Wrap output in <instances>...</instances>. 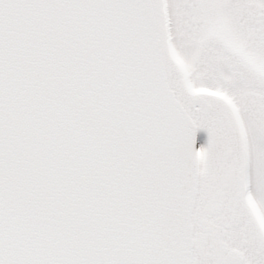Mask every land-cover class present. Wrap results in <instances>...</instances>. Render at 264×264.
<instances>
[{
  "label": "snow or ice",
  "instance_id": "6c2138e0",
  "mask_svg": "<svg viewBox=\"0 0 264 264\" xmlns=\"http://www.w3.org/2000/svg\"><path fill=\"white\" fill-rule=\"evenodd\" d=\"M0 264H264V0H0Z\"/></svg>",
  "mask_w": 264,
  "mask_h": 264
},
{
  "label": "rangeland",
  "instance_id": "374dc122",
  "mask_svg": "<svg viewBox=\"0 0 264 264\" xmlns=\"http://www.w3.org/2000/svg\"><path fill=\"white\" fill-rule=\"evenodd\" d=\"M199 132H200V142H201V137L206 136V131L201 129V130H199Z\"/></svg>",
  "mask_w": 264,
  "mask_h": 264
}]
</instances>
